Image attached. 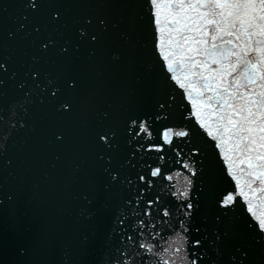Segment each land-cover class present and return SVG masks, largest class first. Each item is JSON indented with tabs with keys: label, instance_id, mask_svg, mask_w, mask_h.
I'll list each match as a JSON object with an SVG mask.
<instances>
[{
	"label": "water",
	"instance_id": "95a60500",
	"mask_svg": "<svg viewBox=\"0 0 264 264\" xmlns=\"http://www.w3.org/2000/svg\"><path fill=\"white\" fill-rule=\"evenodd\" d=\"M194 7L184 5L189 27L196 22ZM166 9H155L162 29ZM153 11L150 0H39L36 10L26 0H0V63L6 69L0 71V264H139L136 243H162L187 219L178 190H188L193 204L189 222L200 229L203 247L196 255H203L202 264H264L258 224L264 191L258 180L251 185L257 191L249 189L248 161L242 162L215 103L219 94L227 96L231 77L221 82L223 64L208 59L191 70L212 83L205 90L186 60L183 71L181 64L166 65L160 52L168 55L169 33L155 31ZM168 19L175 24L180 17ZM225 39L233 43L224 47L240 52L245 38ZM48 40L54 46L43 51ZM171 48L177 50L175 43ZM65 104L69 108L61 109ZM140 124L150 135L139 131ZM176 131L188 136L175 137ZM156 146L162 150H152ZM156 167L162 175L152 178ZM237 183L247 196L224 207L223 196L235 194ZM148 201L154 202L152 215L145 216ZM164 208L170 217L162 215Z\"/></svg>",
	"mask_w": 264,
	"mask_h": 264
},
{
	"label": "snow or ice",
	"instance_id": "6c2138e0",
	"mask_svg": "<svg viewBox=\"0 0 264 264\" xmlns=\"http://www.w3.org/2000/svg\"><path fill=\"white\" fill-rule=\"evenodd\" d=\"M150 2L154 10L155 31L160 33L166 30L169 33L168 55H165L164 51L160 52L166 65L171 63L181 64L180 70L183 71L181 62L186 60L189 64V73L199 76L200 81L203 82L201 87L205 90L211 88L212 83L203 72L196 73L191 70L201 64H207L208 59L211 60L212 64H216L218 59L223 64L225 72L221 74V82L224 75L231 77L227 87L223 89V93H226L227 96L219 94L215 97V103L223 110L218 119L223 123L225 132L230 133L229 139L235 137V149L242 154V162L244 159L248 161V171L245 174L252 178L247 181L249 189L255 193L257 189L252 188L251 185L254 180H258L260 183L259 191H264V163H252L253 159L264 161V152L259 151L260 148H264V0H150ZM38 3L39 0H26L27 7L33 10L37 9ZM158 5L167 6L164 29L161 28V21L155 11ZM184 5L196 6L192 9L196 12V22L193 27L188 26L192 18L185 14ZM172 6L175 7L173 8ZM168 16L183 19L185 21L184 29L181 30L179 27L180 19H177L176 23L172 24ZM53 18L57 19L58 13L54 14ZM225 23H227V27H225ZM194 29L201 33L199 37L188 35ZM206 29L208 31H205ZM83 35L82 31L81 36ZM233 35H235L236 40L245 38L240 52L235 51L233 48L224 47V45L233 43L231 39H225V37ZM176 36L179 37L178 40L175 38ZM91 39L95 40L96 37L93 36ZM190 40L196 45L195 48L189 45ZM173 43H175L176 51L171 48ZM50 45L54 46V41L48 40L43 43L41 49L47 51ZM185 45L189 46L185 48ZM203 45H208V47H202ZM157 48H160V44H157ZM61 51L66 52L67 49H61ZM201 55L206 57V59L203 61L199 60L197 57ZM169 56L172 57L171 61ZM0 71H6L2 63H0ZM168 71H173L171 66H169ZM38 77L39 73H32L33 79H38ZM171 79L175 81L177 77L173 75ZM213 81H215V77H213ZM70 86L73 87L74 82H70ZM253 86H258L260 90L256 91ZM180 87L183 88L184 85L181 84ZM230 89L231 91H229ZM240 89L244 91L242 92ZM51 95L55 96L56 90H53ZM237 97L239 98L238 100ZM213 99V96H208L209 101ZM229 100L233 102L230 103ZM68 108L69 105L67 104L61 106V109L64 110ZM233 117H237V119L234 120ZM139 131L150 135L148 128L144 124L139 125ZM170 131L171 129L163 133L165 144L169 142L167 137ZM256 131L261 133L258 137L253 135ZM174 136L186 137L188 132L176 131ZM57 138L59 139V137ZM223 138L222 136L220 139ZM100 139L106 146L111 147L108 143L107 134L101 135ZM257 141H259L258 144ZM215 147L219 149L220 143L217 142ZM152 150L161 151L162 149L156 146ZM221 156H223V153H221ZM184 167L188 168V165L185 164ZM192 174L195 175L194 172ZM161 175L162 172L159 167L150 170L152 178L160 177ZM228 175H233L231 169H228ZM166 179L172 181L174 177L169 175ZM236 179L233 176V180ZM140 180L144 181L145 177L141 176ZM148 183L151 184V181L149 180ZM187 183L190 184L191 181L189 180ZM174 195L181 198L179 210H183L187 219L178 221L179 227L173 230L170 237H161L162 243L160 241L156 243H136L133 236L129 235L127 237L130 242L136 243V247L140 250L135 253L136 256L140 257L139 264H148L149 260L152 261V264H202L203 255H196V251L203 247V240L199 235L200 229H193L189 222L193 211L189 192L188 190H178ZM246 196L247 193L242 192L241 185L237 183L235 194H225L222 198V204L224 207H229L230 202L235 203L237 197L243 198ZM153 203V201H148L143 213L145 216L152 215ZM248 210L250 213L252 212L251 206H249ZM162 215L170 217L172 213L169 209L164 208ZM119 223L124 225L125 220L122 218ZM258 224L260 231L264 232V219L259 220ZM143 227L144 221H138L137 229L138 234L141 236L143 235ZM216 239H220L219 235H217ZM152 240H156V237L153 236ZM120 255L127 256L124 252H121ZM117 264H135V261L119 260Z\"/></svg>",
	"mask_w": 264,
	"mask_h": 264
}]
</instances>
